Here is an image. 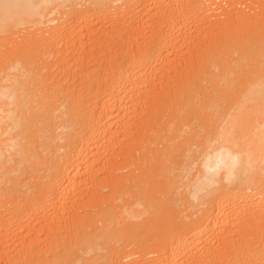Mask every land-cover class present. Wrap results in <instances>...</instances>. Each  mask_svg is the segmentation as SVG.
Instances as JSON below:
<instances>
[{
  "label": "bare ground",
  "instance_id": "1",
  "mask_svg": "<svg viewBox=\"0 0 264 264\" xmlns=\"http://www.w3.org/2000/svg\"><path fill=\"white\" fill-rule=\"evenodd\" d=\"M207 1L151 0L159 28L147 35L132 0H0V203L24 181L14 183V173L25 174L22 165L31 163L26 174L36 170L34 178L28 176L34 179L30 188L34 197L29 201L25 197L24 209L0 219L6 264H33L47 254L53 256L47 264H79L83 260L79 250L90 255L84 264L123 262L125 257L116 248L121 239L115 222L125 223L141 211L135 205L154 198L151 177L156 178L161 169L169 172L170 184L184 189L178 198L187 220L184 217L180 227L175 224L178 227L165 238L154 236L152 252L158 257L152 264H264V0L219 5L213 24L206 22L211 16L201 15L207 13ZM248 1L255 6L254 13L248 6L239 11L238 6ZM20 27L35 31L20 41L16 38ZM133 32L138 34L136 39ZM84 34L95 43L113 45L104 57L97 55L94 67L82 68L91 80L59 82L57 75L52 77L53 65L65 66L62 52L74 57ZM59 45L63 46L59 49ZM180 46L188 52H181L183 60L176 55L184 67L176 61L181 65L178 69L167 53H178ZM156 70L163 74L153 75ZM147 87L149 91L161 88L143 105L139 102L144 103ZM138 96L142 101H137ZM125 115L128 121L136 115L158 116V120L152 125L148 121L150 128L144 125L147 130L143 126L140 133L136 128L131 146H124L127 159L114 169L128 172L106 173L102 190L109 188L110 195L102 196L98 189L90 200L98 212L81 223L66 218L63 205L49 227L63 221L64 240L32 245L31 251L24 245L12 249L16 221L31 227L41 212L48 214L67 199L76 203L73 191L86 183L88 176H83H91L96 164L89 162L90 155L94 159V152L102 155L105 147L108 150V143L120 134L111 129L112 124L121 125ZM116 116L121 118L117 121ZM97 180L93 184L98 185L101 179Z\"/></svg>",
  "mask_w": 264,
  "mask_h": 264
},
{
  "label": "rangeland",
  "instance_id": "2",
  "mask_svg": "<svg viewBox=\"0 0 264 264\" xmlns=\"http://www.w3.org/2000/svg\"><path fill=\"white\" fill-rule=\"evenodd\" d=\"M133 1V3H134V12L136 13V14H138L139 16H140V20H141V23H142V27L144 26V30L146 31V32H144V33H146L147 35L148 34H151V31L152 30H155V29H158L159 28V25H157V20H158V17H156V14H155V11H156V9H154V8H156V7H154V6H151V5H154V4H151L152 2H151V0H148V1H146V2H143L142 0L140 1V0H132ZM210 1V3L208 2H206L205 4H207V5H205L206 6V10H207V13H206V11H204L205 12V14L204 13H201V15L203 14L204 16L206 15V16H211V17H208V21H206V22H210V23H212L213 24V21H214V23H215V18H214V16H216V13H217V11L219 10L218 8L219 7H221V6H224V4H225V7H227L226 5H228V4H231L232 2H233V0H209ZM236 1H238V0H236ZM235 1V2H236ZM257 1V0H256ZM212 2V3H211ZM227 2H228V4H227ZM234 2V3H235ZM249 3L248 4H242L241 5V7L240 6H238V8L240 9H242V10H246L245 9V7L246 6H248V8L250 9V8H252L251 10H250V13H254V10L253 9H255L254 7V5L250 2V1H248ZM118 3H120V2H118ZM118 3H115L114 5L116 6ZM142 3V4H141ZM223 3V4H222ZM246 3H247V1H246ZM84 4V3H83ZM139 4V5H138ZM150 4V5H149ZM215 5H217V6H215ZM219 5H221V6H219ZM249 5H251L250 7H249ZM252 5H253V7H252ZM79 6V5H78ZM84 7L85 6V4L84 5H81L80 4V6L79 7ZM145 6V7H144ZM163 8V7H162ZM181 8L183 9V8H185V10H186V7H184V6H181ZM247 8V7H246ZM216 9V10H215ZM241 9L239 10V11H241ZM184 10V9H183ZM211 10V11H210ZM215 10V11H214ZM113 11H114V8H113ZM187 12V11H186ZM249 12V11H248ZM188 14V13H187ZM189 15V14H188ZM190 17H189V21H192L193 23H194V19L192 18L191 19V15H189ZM153 17H155V18H153ZM206 20V19H205ZM209 20H211V21H209ZM220 21H221V19H220ZM192 22H189V24H191ZM141 23L139 24V25H141ZM188 24V28H190L189 26H191V25H193V24H191V25H189ZM154 25V26H153ZM157 25V26H156ZM225 25V24H224ZM151 26V27H150ZM134 26H132V28H133ZM153 27V28H152ZM155 27V28H154ZM192 27V26H191ZM20 28H23L22 30H20V32H18L17 34H16V38L18 39V40H20V41H22V38L25 36V35H28L29 33H31V32H33V31H35L34 30V27H31L30 28V32L28 31V30H26V29H24L25 27H20ZM142 30H143V28H141ZM151 29V30H150ZM164 30V29H163ZM162 30V31H163ZM207 30V29H206ZM26 31V32H25ZM149 31V32H148ZM29 32V33H28ZM28 33V34H27ZM110 33V32H109ZM206 33V32H205ZM110 34H112V33H110ZM109 34V35H110ZM214 33H212L211 34V36L213 35ZM216 34V33H215ZM215 34H214V36H215ZM78 35H80V33L78 34ZM87 35V36H86ZM132 35H134L133 36V38H135L136 39V37L138 36V34L136 33H132ZM203 34H201V36H202ZM83 37L81 38L82 40L80 41V40H78V42H80L79 43V45H78V49H77V51H76V55L73 57V55H72V53H70V52H64V54H63V52H62V56H63V58L65 57L66 58V67L65 66H62V65H53V67H52V69H51V71H52V77L55 75H57L56 77L58 78V79H60L59 80V82H62V83H65V84H69V83H71V82H79V83H85V82H87L88 80H91V78L89 77V76H87L86 74V70H83L82 71V68L84 69V68H86V67H90V68H92V67H94L95 66V64H94V62L95 63H98L97 62V55L99 54V53H102L103 55H102V57H104L105 56V53L104 52H106V51H108V49H110V47H112V45H113V43L110 41V42H103V41H101V42H98V43H95L92 39H89V37H88V34H84V35H82ZM85 36V37H84ZM217 36V35H216ZM215 36V37H216ZM147 37V36H146ZM207 38H209L208 36H206ZM77 38V37H76ZM84 38H86V39H84ZM202 38H203V36H202ZM134 39V40H135ZM89 40V41H88ZM188 40H190V39H188ZM82 42V43H81ZM88 42V43H87ZM135 42H136V40H135ZM182 44V43H181ZM88 45V46H87ZM63 45H59L58 47H59V49H60V47H62ZM99 46V47H98ZM80 47V48H79ZM92 47V48H91ZM97 47V48H96ZM181 47L183 48V46H180V48H178L179 49V52H178V50H176L178 53H175L174 51H171L172 50V48L171 47H169L170 48V50H167V51H171V52H166L167 53V55L169 56L168 58L169 59H172L173 61L172 62H174V64H175V66L177 67L178 65H179V63H180V61L179 60H177V58L178 59H186V57H184L183 58V56H182V53L181 52H185V51H187L188 50V47L185 45L184 46V48L185 47H187L186 49H184L183 48V51H182V49H181ZM83 48V49H82ZM80 49V50H79ZM88 49V50H87ZM92 49V50H91ZM180 49H181V51H180ZM57 50H58V48H57ZM99 51V52H98ZM188 52V51H187ZM186 52V53H187ZM90 53V54H89ZM171 53V54H170ZM179 53H181V55L180 56H178V54ZM186 53H183L184 54V56H185V54ZM87 54H89V55H87ZM170 54V55H169ZM94 55V56H93ZM176 55H177V58H176ZM51 56H53V55H51ZM51 56H50V58H51ZM66 56H68V57H66ZM76 56H77V58H76ZM91 57V58H90ZM173 57H174V59H173ZM180 57H182V58H180ZM74 59V60H73ZM88 59V60H87ZM90 60V61H89ZM74 61H75V63H74ZM79 61V62H78ZM87 61V63H85ZM89 61V62H88ZM179 62L178 64H176L177 62ZM170 62V61H169ZM103 63L104 62H102L100 65H98V67H101V66H103ZM85 64H86V66H85ZM167 64V63H166ZM170 64V66H172L171 65V62L169 63ZM169 64H167V66H169ZM181 64V63H180ZM183 64V63H182ZM181 64V65H182ZM181 65H179L180 67H181ZM57 66V67H56ZM59 66V67H58ZM64 67V68H63ZM68 67V68H67ZM80 67V68H79ZM179 67V68H180ZM178 68V67H177ZM178 68V69H179ZM181 68H184L183 67V65H182V67ZM59 69V70H58ZM61 69V70H60ZM78 69V70H77ZM66 70V71H65ZM54 71V72H53ZM68 71H70V72H68ZM162 74H163V72L161 71V70H159ZM158 70H156V71H154V72H156V73H152L153 75L155 74V75H157V73L159 72ZM63 72V73H62ZM68 72V73H67ZM160 72L158 73V75H162V74H160ZM151 74V75H152ZM171 74H174V72H172ZM70 75V76H69ZM68 77H69V79H68ZM77 78V79H76ZM71 79V80H70ZM85 79V80H84ZM69 80V81H68ZM74 80V81H73ZM76 80V81H75ZM79 80V81H78ZM83 80V81H82ZM157 82V81H156ZM158 85V84H157ZM156 85V86H157ZM155 86V85H154ZM151 87V86H150ZM80 88V87H79ZM148 88L149 87H147L146 89L148 90ZM153 88V87H152ZM152 88H150V91H151V93H150V91L148 90V92L146 91L145 93V97H146V95H147V97L145 98V99H143V101H144V103L142 102H139L140 104H143V105H147V103L149 104L150 103V101L148 100V99H151V98H154V94H156V93H159L160 91H158V89H160L159 87H156L157 89H152ZM156 90L158 91V92H156ZM153 91V92H152ZM155 92V93H154ZM149 93V94H148ZM154 93V94H153ZM150 94H153L152 96L150 95ZM150 96V97H149ZM135 98V97H134ZM136 99H137V97L134 99L135 101H136ZM138 100H141L140 98H139V96H138V99H137V101ZM146 100V101H145ZM153 100V99H152ZM134 101V102H135ZM142 101V100H141ZM152 103V102H151ZM139 104V105H140ZM130 112V111H129ZM138 112V111H137ZM132 113V112H131ZM131 113H129L130 115L129 116H131L132 114ZM127 115H125V116H122V118H123V120H122V124L120 125L118 122V117H120L121 118V116H116V118L117 119H115V120H117V121H114V122H117V123H113L112 124V130H114V132L115 131H117V129H118V132L121 134H118V138L116 139L115 137H114V139H112V141H111V143H113L114 141H115V143H113L112 145H111V143H108L109 145H108V150L106 149V147H105V145H104V147H105V149H106V151H105V149H103V153L101 152V154L102 155H99L100 154V151H99V153H97L98 154V156H97V154H95V152L92 154L93 155V158L94 159H92V156L90 155V160L91 161H89L90 163L92 162V161H95V165H94V170L92 171V174H91V176H90V174L89 175H84L83 177L84 178H86L87 176H88V179H86V183H83L82 184V186H81V188H79L78 187V189L77 188H75L76 190L75 191H73L74 192V195H76V196H74L75 197V199H76V203H73V200H69V199H67L68 201L66 202V200H64L62 203H61V205H59V206H57L55 209H52V210H50L49 212H48V214H44L43 212H41V214L39 215V217H38V219H36V222H35V224L34 225H32L31 227H27L25 224H21V222H18V221H16L15 223H14V233H15V236H14V238H12V242H11V248L12 249H14V248H19V247H21L22 245H24V248H26L27 250H29V251H31L32 250V245H40V246H46L49 242H53V241H55V240H57V239H59V240H64L65 239V231L63 230L64 229V225H65V223L63 222V221H57V222H55L54 223V225H53V227H49V224H50V222H51V220L53 219L52 217L57 213L56 212V210L58 209L59 210V213H60V210L62 209V207H63V205H64V207H66V208H64L63 207V209H64V211H66L65 212V215H66V213H68L67 214V217L66 218H68L69 216H71L72 218H75V220H77V222H81V223H84V222H86V219L88 218V216L89 217H91V215H93L95 212H98V207H93V206H91V198L93 199L94 197H93V194H96L99 190L98 189H101L102 190V187H104L103 186V184H105V182L104 183H102L101 181L104 179V181H105V179L108 177V175H110V173L109 172H111V173H115L116 175H123V174H125L126 172H128L127 170H124V169H117V170H115L114 168L116 167V168H118L117 166H118V164H119V166H121V165H124V163L122 162L121 163V161H126V154H124V152H123V150H124V146H127L126 148H128V145H129V143L130 142H132V138H136V135H135V133L137 134V132L139 131V133L141 132L140 130H143V129H145L147 126H148V121H150V123L152 122H154L155 120H158V119H155V117H158V116H154V117H152V116H149L151 119H153L152 121L151 120H149V117L147 116V115H136V117L135 116H133V117H129V121H130V123H129V121H128V116L126 117ZM140 117V118H139ZM160 117V116H159ZM125 119H127V120H125ZM132 119V120H131ZM121 120V119H120ZM140 120V121H139ZM145 120V121H144ZM123 121L125 122H127L128 121V124H124L123 123ZM113 122V121H112ZM131 122H132V124H131ZM135 122V123H134ZM136 123H137V127H136ZM147 123V124H146ZM152 123H151V125H152ZM116 124H119V126H120V128H119V126L118 125H116ZM131 124V125H130ZM125 125V126H124ZM144 125H146V127L144 126ZM114 126V127H113ZM129 126V127H128ZM145 128H144V127ZM122 127V128H121ZM123 127H124V130H126L127 132H125L124 130H123ZM127 127V128H126ZM140 129H139V128ZM141 127H143V129L141 128ZM136 128H137V132L135 131L136 130ZM147 128H150L149 126L147 127ZM147 128L145 129V130H147ZM119 129H121L120 131H119ZM134 131H135V133H134ZM128 132H130V133H128ZM126 133V134H125ZM128 133V134H127ZM133 133V134H132ZM117 137V136H116ZM121 140L122 141V143H121V141L119 142V144H118V142H116L117 140ZM107 143V142H106ZM128 143V144H127ZM133 144V146H134V144L135 143H132ZM107 145V144H106ZM123 146V147H122ZM129 146H131V143H130V145ZM136 146V145H135ZM134 146V147H135ZM104 147H102V148H104ZM122 148V149H121ZM121 153V154H119L118 155V153ZM104 154V155H103ZM95 156H97V157H95ZM118 156V157H117ZM122 157V158H121ZM125 157V159H123ZM43 158H44V160L45 161H48L49 159H50V157L49 156H46L45 154H44V156H43ZM49 158V159H48ZM106 158V159H105ZM117 160H116V159ZM100 159V160H99ZM103 159V160H102ZM104 159L106 160V161H104ZM115 159V160H114ZM96 160H97V162H96ZM116 161V162H115ZM89 162H87V164H89ZM27 163V162H26ZM24 164V165H22L25 169H26V171L24 170V173L25 174H23V177H21V176H19V173H21V172H18L17 174L16 173H14L15 174V180H14V183L15 184H18L19 183V181L21 180H24V181H26V183H22V182H24V181H22V182H20L19 183V185L18 186H15V187H18L17 189H15L14 191H16V192H14V191H11V193L9 192L8 193V195L6 196V195H4L5 197L3 198L2 197V199H5L6 201H4L3 200V202H1L0 203V219H4V218H6V217H10V216H13V215H15L19 210H21V209H24V203L25 202H23V201H25V197H26V200H30V199H32L31 197H34V195L32 194V189H30L32 186H33V181H34V179L32 180L31 178H34L33 177V174H34V172L36 171V170H34L33 172H32V174H30L31 172H29V173H27L26 174V172L27 171H30L31 169H30V166H29V164H31L30 162L29 163H27V164ZM121 163V164H120ZM103 164V165H102ZM106 164L108 165V166H106ZM113 165V166H112ZM116 165V166H115ZM167 165V164H166ZM27 166H29L28 168H29V170H27ZM106 166V167H105ZM115 166V167H114ZM168 166V165H167ZM22 167V168H23ZM107 167H108V170H107ZM23 168V169H24ZM104 169V170H102V169ZM113 170V171H110L111 169ZM110 169V170H109ZM33 170V169H32ZM101 170V171H100ZM115 170V171H114ZM121 170V171H120ZM97 171H100V173H98ZM106 171H108V172H106ZM161 172H163L165 175L164 176H160L159 175V173L161 174ZM161 172L159 171V173L157 174V176H156V178H155V176H153V177H151L152 179H153V181H154V185H153V188H151L150 189V191H151V194L153 195V197L154 198H152V200H149L148 202H146V201H143V205L145 204V206L146 207H143V205H140V207L139 206H137L136 207V205H135V209L138 211H140L139 213H136L135 215H134V217L135 216H137V218H134V217H132V216H129L128 217V220H131V221H128L127 219H126V221H125V223H118V222H115L116 224H115V226L112 224V226H114V229L116 230V231H118V236L120 237V243L118 244V243H116V248H118L119 250H121V252L119 253L120 254V257H125L124 258V260H123V262H122V260H120L121 261V263H120V261H118V262H116L115 261V263L116 264H137L138 262V260H140V263H141V260H142V263L141 264H152V261L154 260V259H156V257H158V256H156V253L154 254L153 252H152V248H153V250H154V244H156V242H157V238L158 239H162V238H165V236L166 235H168L169 234V232H170V230H172L173 228H177L179 225V222H183V221H181L182 219L183 220H185V218H186V214L184 213L183 214V212H181V211H183L184 210V207L182 206L181 208H179V203L181 204V205H183L182 204V202H179L180 200H179V198L181 199V197L179 196V195H181V194H179L180 192L179 191H181V190H183V192H184V189L183 188H180V189H178L177 187H176V185H173V184H170L169 183V172L168 171H162V169H161ZM97 173H98V175H97ZM108 175H107V174ZM22 174V173H21ZM30 174V175H29ZM106 174V175H105ZM167 174V175H166ZM18 177H17V176ZM24 175H25V178H24ZM103 175H105V176H103ZM159 175V176H158ZM28 176H32L31 178H30V183H29V178H28ZM86 176V177H85ZM91 178H93L94 180H97V178L95 177L94 178V176H97V177H99V179L97 180V181H99L100 179V181H99V183L101 182L102 183V185H101V187L99 186V183H98V185H97V183L94 181V184H93V179H90V180H92V182L89 180V178L90 177ZM93 176V177H92ZM102 177V178H101ZM24 178V179H23ZM83 178V179H84ZM158 178H160V179H158ZM27 179V180H26ZM28 181V182H27ZM107 181V180H106ZM157 181V182H156ZM167 181V182H166ZM32 182V183H31ZM162 184H161V183ZM167 183V184H166ZM22 184V185H21ZM31 184H32V186H31ZM97 185V187L99 186L100 188H97V187H95L96 185ZM94 185V186H93ZM169 185V186H168ZM175 187V188H173V186ZM28 186H30V187H28ZM162 186V187H161ZM171 186H172V188H171ZM93 187H94V189H93ZM20 188V190L18 191V189ZM30 189V190H29ZM108 189L109 188H103V190L101 191L100 190V194L102 193V196H107V195H110V191H108ZM162 189V190H161ZM165 189V190H164ZM172 190V191H171ZM95 191H97L96 193H94ZM164 191V192H163ZM104 192V193H103ZM109 192V193H108ZM158 192V193H157ZM160 192V193H159ZM182 192V191H181ZM5 193V192H4ZM98 193V194H99ZM106 193V194H105ZM164 193H165V197H164ZM171 193V194H170ZM3 194V193H2ZM71 194H73V193H71ZM70 194V195H71ZM105 194V195H104ZM162 194V195H161ZM131 195H133V194H131ZM9 196V198H7ZM20 196V197H19ZM71 196H73V195H71ZM163 196V197H162ZM128 197L130 198H128L129 200H132L134 197L133 196H130V194L128 195ZM133 197V198H132ZM161 197V198H160ZM179 197V198H178ZM23 198H24V200H23ZM72 198V197H71ZM70 198V199H71ZM159 198V199H158ZM258 198V197H257ZM257 198H255V201H259V199L260 198H258V200H257ZM174 199V200H173ZM28 200V201H29ZM71 201V202H70ZM69 202V203H68ZM123 202V201H122ZM121 202V200H118V203H122ZM152 202V203H151ZM151 205H150V204ZM156 203H157V205H156ZM67 204H70L71 206H73V209L71 210V209H68L67 208V206H69V205H67ZM65 205H67V206H65ZM150 205V206H149ZM156 205V206H155ZM71 206H69V208L71 207ZM103 206H105V203H104V205ZM153 206H154V208H153ZM158 206H160V207H158ZM170 206V207H169ZM93 207V208H92ZM173 207L174 208H176V212L174 211V214H177V216H178V218H176V220L174 219L175 218V216L176 215H174V217H172L173 216ZM95 208H97V209H95ZM139 208V209H138ZM146 208V209H145ZM149 208H151V211L153 212H151L150 211V209ZM182 208H183V210H182ZM63 209H62V211H63ZM66 209V210H65ZM69 211H68V210ZM57 210V211H58ZM145 210H147V212H149V213H147V212H145ZM153 210H156V212L155 211H153ZM172 210V211H171ZM68 211V212H67ZM161 211H162V213H161ZM165 211V212H164ZM142 212H145V213H142ZM160 212V213H159ZM170 212H171V214H170ZM62 213V212H61ZM60 213V214H61ZM140 213H142V215L140 214ZM182 213V214H181ZM134 214V213H133ZM140 214V215H139ZM150 214V215H149ZM169 214V215H168ZM63 215V214H62ZM65 215H63L64 217H65ZM161 215V216H160ZM141 216V217H140ZM144 216V217H143ZM130 217H132V218H130ZM139 217V218H138ZM185 217V218H184ZM163 219H164V221H163ZM186 220H187V218H186ZM173 222H175V223H173ZM176 222H178V223H176ZM118 223V224H117ZM128 223H130V224H128ZM173 223V224H172ZM181 223H180V225H181ZM76 224H79V223H76ZM106 224H108V222H106ZM121 225V227H120V225ZM175 224H177L178 226H176ZM99 225L101 226V227H103V225H102V223L101 222H99ZM119 225V226H118ZM128 225L130 226L129 228H128ZM132 226V227H131ZM174 226V227H173ZM48 227V228H47ZM59 227H63V228H59ZM119 227V228H118ZM180 227V226H179ZM47 228V229H46ZM58 228V229H57ZM66 228H68V226L66 227ZM128 228V229H127ZM88 229V228H87ZM90 230H92L93 229V227H90L89 228ZM88 229V230H89ZM117 229H119V230H117ZM32 230H34V232L32 233L31 231ZM57 230V231H56ZM55 232H57V235H54V236H52ZM120 232H121V234H120ZM165 233V234H164ZM158 234L160 235V236H158ZM154 236H157V238L156 237H154ZM109 239V238H108ZM107 239V240H108ZM110 240V239H109ZM108 240V241H109ZM156 241V242H155ZM10 248V249H11ZM5 249V250H4ZM6 249L7 248H5L3 245H1L0 244V264H6V261H5V256H4V251H6ZM20 250V249H19ZM100 253L102 252V251H99ZM6 255V254H5ZM129 255H131V256H129ZM79 256L80 257H83V260H82V258H81V261H79V264H84V260H85V258H89L90 257V255H87V254H85L82 250H79ZM128 256V257H127ZM43 257V258H42ZM41 258H37V259H35L34 260V262H33V264H35L36 262H38L39 261V263L41 262V264H43V263H49V260L51 259V258H53V256H52V254H47V257L46 256H42ZM121 259H123V258H121ZM137 260V261H136ZM149 262H151V263H149ZM139 263V264H140ZM36 264H38V263H36ZM77 264H78V262H77Z\"/></svg>",
  "mask_w": 264,
  "mask_h": 264
}]
</instances>
